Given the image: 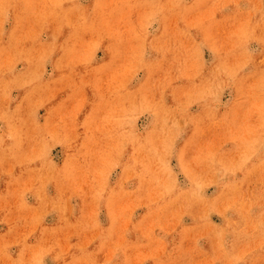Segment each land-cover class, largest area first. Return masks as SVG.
Listing matches in <instances>:
<instances>
[{"label": "rangeland", "instance_id": "rangeland-1", "mask_svg": "<svg viewBox=\"0 0 264 264\" xmlns=\"http://www.w3.org/2000/svg\"><path fill=\"white\" fill-rule=\"evenodd\" d=\"M0 264H264V0H0Z\"/></svg>", "mask_w": 264, "mask_h": 264}]
</instances>
